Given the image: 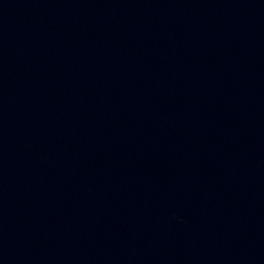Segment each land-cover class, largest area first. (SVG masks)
Returning <instances> with one entry per match:
<instances>
[{
	"label": "water",
	"instance_id": "obj_1",
	"mask_svg": "<svg viewBox=\"0 0 264 264\" xmlns=\"http://www.w3.org/2000/svg\"><path fill=\"white\" fill-rule=\"evenodd\" d=\"M0 264H264V0H0Z\"/></svg>",
	"mask_w": 264,
	"mask_h": 264
}]
</instances>
